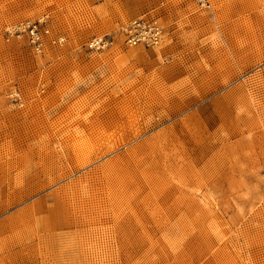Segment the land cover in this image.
Masks as SVG:
<instances>
[{
    "label": "rangeland",
    "instance_id": "rangeland-1",
    "mask_svg": "<svg viewBox=\"0 0 264 264\" xmlns=\"http://www.w3.org/2000/svg\"><path fill=\"white\" fill-rule=\"evenodd\" d=\"M0 264H264V0H0Z\"/></svg>",
    "mask_w": 264,
    "mask_h": 264
},
{
    "label": "built area",
    "instance_id": "built-area-1",
    "mask_svg": "<svg viewBox=\"0 0 264 264\" xmlns=\"http://www.w3.org/2000/svg\"><path fill=\"white\" fill-rule=\"evenodd\" d=\"M204 1V0H201ZM25 33L34 49L42 52L48 44L60 45L65 42V36L55 33L42 19L29 22L16 29ZM120 31L123 43L130 46L152 47L159 45L164 37L165 28L159 19L150 14L132 18L122 24ZM114 43L113 39L98 38L89 43L91 48H104Z\"/></svg>",
    "mask_w": 264,
    "mask_h": 264
},
{
    "label": "bare ground",
    "instance_id": "bare-ground-1",
    "mask_svg": "<svg viewBox=\"0 0 264 264\" xmlns=\"http://www.w3.org/2000/svg\"><path fill=\"white\" fill-rule=\"evenodd\" d=\"M253 120V119H252ZM245 125H246V123H245ZM248 127V126H247ZM250 127V126H249ZM86 141V140H85ZM86 144V143H85ZM78 146V145H77ZM92 146V145H91ZM85 147H86V145H85ZM80 148V147H79ZM93 149V148H92ZM87 150V149H86ZM83 151V150H82ZM90 151V150H89ZM89 151H87V152H89ZM86 152V153H87ZM83 153V152H82ZM91 154H93V153H91ZM89 155V156H88ZM88 155H84L85 156V158L84 159H86L85 161H87L89 158H90V154H88ZM97 155V154H96ZM83 156V155H82ZM91 156H93V155H91ZM99 156V155H98ZM79 157V156H78ZM78 157H77V160H78ZM90 159H93L92 157L90 158ZM82 160V159H81ZM80 160V161H81ZM85 163V162H84Z\"/></svg>",
    "mask_w": 264,
    "mask_h": 264
}]
</instances>
